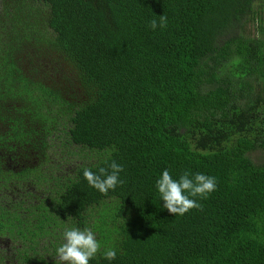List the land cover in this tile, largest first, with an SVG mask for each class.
<instances>
[{
    "label": "trees",
    "instance_id": "trees-1",
    "mask_svg": "<svg viewBox=\"0 0 264 264\" xmlns=\"http://www.w3.org/2000/svg\"><path fill=\"white\" fill-rule=\"evenodd\" d=\"M0 3V153L38 159L0 161V235L27 244L22 264H62L34 248L69 227L96 234L89 264H264V0ZM26 46L31 68L18 57ZM48 68L68 70L76 99L44 81ZM56 125L62 154L90 158L59 174L42 161ZM113 161L123 183L102 194L83 171ZM164 170L215 177L216 189L171 214L156 187ZM28 180L43 191L36 203L16 195Z\"/></svg>",
    "mask_w": 264,
    "mask_h": 264
},
{
    "label": "clouds",
    "instance_id": "clouds-1",
    "mask_svg": "<svg viewBox=\"0 0 264 264\" xmlns=\"http://www.w3.org/2000/svg\"><path fill=\"white\" fill-rule=\"evenodd\" d=\"M166 23L167 17L161 15L159 25L156 20H152L150 27L154 30L158 26H166ZM109 169L110 171L100 167L94 172L90 168H85L83 176L90 186L102 194H107L109 190H114L118 184L123 183L119 179L123 166L113 161ZM156 187L164 201L163 207L171 214L183 215L190 209L200 207V204L191 197H206L207 194L215 191L216 179L203 173H196L193 176L185 172L177 180L168 170H164L156 181ZM63 236L64 242L56 249L57 259L62 264H89V261L101 250V244L90 228L69 227L65 229ZM103 256L107 260H113L116 258V250L108 248Z\"/></svg>",
    "mask_w": 264,
    "mask_h": 264
},
{
    "label": "rangeland",
    "instance_id": "rangeland-1",
    "mask_svg": "<svg viewBox=\"0 0 264 264\" xmlns=\"http://www.w3.org/2000/svg\"><path fill=\"white\" fill-rule=\"evenodd\" d=\"M1 6V3H0ZM255 34V31L251 30L249 35ZM257 34V33H256ZM19 60L23 63L27 68H31L35 63L34 51L26 46L23 50H21L18 54ZM46 62L49 64V59L43 62V66L41 68L46 69L49 67L46 65ZM54 67H57L58 64L55 62ZM61 70H64L62 68ZM66 70V68H65ZM43 71V79L46 83H53L60 87L63 91L65 97L68 99H76L78 97V92L74 89L73 83L69 81V73L66 70V78L63 77L64 74L60 73V71H56L54 69L48 68ZM0 126H3L1 123ZM53 133L46 135L45 141L49 148L45 151L46 155L42 159L43 165L48 170L50 167L54 166L53 171L55 174L66 173L71 170V168L82 161L89 160V156L84 152L76 153L77 150L74 147H70L75 153L71 152L69 155L62 154L63 149L58 148L59 142L63 140V137L60 132V125H56L52 128ZM57 148L59 150H57ZM60 151V152H59ZM67 151V149H66ZM36 151L29 149L25 151L22 147H14L12 150L5 149V151L0 153V161L3 162L4 166L10 168L11 170L18 169L23 165H33L37 164L38 159L36 156ZM250 156L254 161H258L261 157V153L258 150L250 152ZM20 189H17V185L12 186L18 192L16 195L23 196L25 202L36 203L38 199L41 197V193L43 192L41 188L34 186L28 180L27 182L20 183ZM17 196V197H19ZM59 231H54L52 235L48 234L47 236L40 239L34 248L36 250V255L41 254L44 255L47 260H58L57 253L54 255L51 254V248L48 246L51 241L58 236L56 239L58 241L64 242L63 234H59ZM48 246V247H46ZM26 251L27 254H30V251L27 250V244H24L23 241L15 235L11 237L7 235H0V264H22V252ZM59 261V260H58Z\"/></svg>",
    "mask_w": 264,
    "mask_h": 264
}]
</instances>
